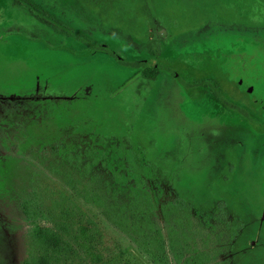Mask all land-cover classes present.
Masks as SVG:
<instances>
[{"label":"rangeland","instance_id":"rangeland-1","mask_svg":"<svg viewBox=\"0 0 264 264\" xmlns=\"http://www.w3.org/2000/svg\"><path fill=\"white\" fill-rule=\"evenodd\" d=\"M257 105L264 123V0H0V264H264V186L239 165L264 137L225 135ZM135 195L145 237L107 218Z\"/></svg>","mask_w":264,"mask_h":264},{"label":"trees","instance_id":"trees-1","mask_svg":"<svg viewBox=\"0 0 264 264\" xmlns=\"http://www.w3.org/2000/svg\"><path fill=\"white\" fill-rule=\"evenodd\" d=\"M77 38L83 40L87 46L94 48L101 53H106L113 57L120 66L129 69H137L143 72V75L146 79L150 81H155L157 77L160 75L161 70H163L162 66L159 65L158 60H141V61H129L119 52L110 49L107 46L97 45L93 40L81 37L80 35H73ZM235 109L242 111L240 108L234 107ZM94 202L97 206L101 208H105V203L101 200V198L95 196ZM145 198L143 196L135 195L133 198L132 205L127 207L126 205H120L118 203L111 204L107 208V218L111 219L114 223L119 225L121 229L128 230L129 228H133L134 232L139 237H145L148 231H152L154 225L157 224L156 220H153V217L150 214H156L153 204L149 201L147 204L145 203ZM117 201V200H116ZM86 203H90L91 199L89 197L85 198ZM95 225V223H91V225ZM80 229L81 235L74 237L77 245H85V247L90 250L94 249L93 242L95 241L91 236L88 228L83 227V225L78 226ZM94 233H98V229L93 230ZM162 236H160L161 238ZM37 238L46 246L48 242H51L54 248L60 247V238L55 235V237L51 234V232L45 230L38 234ZM154 240L156 244L162 243L159 238H155ZM88 244V247L86 246ZM81 247V246H80ZM74 253V252H73ZM95 259V258H94Z\"/></svg>","mask_w":264,"mask_h":264},{"label":"flooded vegetation","instance_id":"flooded-vegetation-1","mask_svg":"<svg viewBox=\"0 0 264 264\" xmlns=\"http://www.w3.org/2000/svg\"><path fill=\"white\" fill-rule=\"evenodd\" d=\"M241 72V71H240ZM243 83H246L249 87H246L249 90H251L250 96L253 97L255 94V89L256 86L251 83L250 81H247L243 78H241V85ZM256 103H258L256 100H254ZM258 109H255L257 112H249L246 106H242V111H239L240 113L238 114V116H244L246 119V122L248 124V127H246L247 129H243L242 131L236 129H232V128H226L225 131V135L229 137H233L234 135H236L238 133V135L242 138L245 137L246 135H248L249 137H254V138H259V137H264V123L262 121H260V119H258L257 117V113H259V106L257 105ZM260 117V115H259ZM250 125V126H249ZM241 132V133H240ZM244 149V148H243ZM242 149V150H243ZM236 164V162H235ZM239 164V163H238ZM241 170H242V175L244 176V178L250 183V187L251 189H249L250 191H248V193L252 194L253 197L258 196V191H261V189L264 186V161L262 162V164H260L259 168H256L255 172L251 171L253 168V163L252 162H242L241 164ZM257 167V166H256ZM245 174L248 177H245ZM260 204V211L259 213H261L262 211V219L259 220V222H263V217H264V202L262 200L259 201Z\"/></svg>","mask_w":264,"mask_h":264}]
</instances>
